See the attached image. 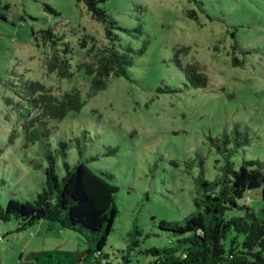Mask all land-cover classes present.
Here are the masks:
<instances>
[{
    "label": "rangeland",
    "instance_id": "1",
    "mask_svg": "<svg viewBox=\"0 0 264 264\" xmlns=\"http://www.w3.org/2000/svg\"><path fill=\"white\" fill-rule=\"evenodd\" d=\"M97 4L116 21L112 31L117 40L105 36L104 25L92 18L83 0H0L5 17H0V205L9 198L32 201L45 185L42 142L24 146L18 114L29 105L21 82L39 81L57 96L76 88L85 101L82 108L47 123L56 173L59 178L65 173L57 151L64 141L69 164L83 162L95 173L111 175L106 179L117 187L119 212L102 252L113 263L126 255L130 264H146L152 257L140 251L175 243L158 221L181 220L195 209V179L201 170L208 180L220 174L222 153L210 138L222 139L226 133L229 148L241 140L231 156L235 167L258 160L264 169V0ZM46 29L60 38L61 56L63 43L71 48L66 55L70 78L47 71L53 49L42 37ZM112 45L132 48L127 75L109 78L105 88L88 96V78L78 64ZM180 48L185 49L178 52L181 63H194L206 75L204 88L191 86L175 65L173 53ZM233 126L242 134H235ZM13 129L15 137L9 139ZM238 202L255 211L264 207L260 189L245 192ZM242 213L232 208L225 217ZM134 225L140 234L129 236ZM16 228L15 219L0 221V264H26L31 252L81 254L88 247L80 234L57 223ZM235 235L227 234L226 249ZM241 239L238 235V244ZM134 240L138 244L133 246Z\"/></svg>",
    "mask_w": 264,
    "mask_h": 264
},
{
    "label": "trees",
    "instance_id": "2",
    "mask_svg": "<svg viewBox=\"0 0 264 264\" xmlns=\"http://www.w3.org/2000/svg\"><path fill=\"white\" fill-rule=\"evenodd\" d=\"M83 1L92 18L104 25L105 36L110 41L117 40V35L112 31V28H118L116 21L98 6L101 0ZM0 17L5 18L3 14ZM41 33L53 49L46 62L47 71L55 72L60 78H70L72 72L66 55L71 48L63 43L64 55L61 56L57 47L60 38L51 29ZM182 50L185 49L180 48L173 53L175 65L191 86L204 88L207 84L206 75L194 63H181L178 52ZM132 53L130 47L118 49L112 45L98 49V52L93 53L92 60L80 62L78 68H82L88 78L87 95H94L105 88L111 77L126 76L132 64ZM20 90L29 105L25 112L20 111L18 114L24 132V146L42 142V154L47 162L44 169L45 185L32 201L9 198L4 206L0 205V221L15 219L16 231L39 222H46L48 228L57 223L62 228L77 232L88 243L81 254L69 250L31 252L26 256V264H77L81 261L82 264H130L126 255L113 263L102 252L119 212L115 202L117 187L106 179L111 175L106 172L95 173L83 162L69 164L65 160L69 145L59 141L57 151L63 157L65 171L59 178L55 169L56 156L47 142L50 135L48 120H61L69 112L79 111L85 102L80 91L72 88L57 96L41 82L32 80L22 81ZM5 100L7 104L11 103L10 98ZM30 110L36 113L30 115ZM233 130L237 135L242 134L237 126H233ZM15 133L13 129L9 139H13ZM247 140L246 136L243 141ZM210 141L222 153L220 174L208 180L201 170L195 179L199 191L194 199L195 209L181 220L158 221V228L170 232L175 243L163 247L151 246L140 251L152 257L146 264H264V207L255 211L248 204L238 202L245 192L253 189H260L261 199L264 200L262 164L258 160H245L236 168L231 156L236 145L240 146L241 140L240 143L236 141L232 148L228 147L230 139L226 133L222 139L210 138ZM77 149L81 156L82 150L78 144ZM232 208L243 210V213L225 217L226 210ZM231 232L236 235L226 249L223 241ZM139 234L137 225L128 232L129 236ZM238 235L242 237L239 244ZM137 244V240H134L131 245Z\"/></svg>",
    "mask_w": 264,
    "mask_h": 264
}]
</instances>
